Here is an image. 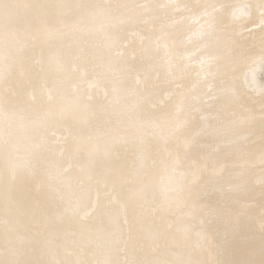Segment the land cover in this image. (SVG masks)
Here are the masks:
<instances>
[{"label": "bare ground", "instance_id": "1", "mask_svg": "<svg viewBox=\"0 0 264 264\" xmlns=\"http://www.w3.org/2000/svg\"><path fill=\"white\" fill-rule=\"evenodd\" d=\"M6 2L20 6L12 10L17 34L6 49L0 18V53L10 51L22 63L0 79V109L10 116L0 114V136L8 133L14 146L8 155L0 151V250L6 222L15 220L27 257L45 262L85 254L103 260L117 226L125 232L131 226L170 259L258 261L264 242L262 73L257 64L255 83H245L236 69L228 80L235 79L237 94L210 97L206 83L215 87L225 77L209 75L195 34L208 31L211 17L223 16L243 50L259 60L260 12L233 22L231 11L260 0ZM81 4L110 5L111 14L93 17ZM169 154L179 155L191 189L179 201L173 198L179 177L163 163ZM26 161L50 173L52 183L73 187L130 173L131 187L144 195L133 212L119 188L106 196L101 184L96 213L57 218L46 204V182H18L7 190L5 168ZM10 195L18 218L8 209Z\"/></svg>", "mask_w": 264, "mask_h": 264}, {"label": "snow or ice", "instance_id": "2", "mask_svg": "<svg viewBox=\"0 0 264 264\" xmlns=\"http://www.w3.org/2000/svg\"><path fill=\"white\" fill-rule=\"evenodd\" d=\"M19 5L7 3L6 0H0V18L3 20V33L5 48L8 49V37L16 35L17 29L12 23L13 9L19 8ZM30 7H45L42 5H33ZM70 7V6H68ZM80 9L89 12L93 17H107L111 14L110 5L102 4H81L77 5ZM117 7H125L117 6ZM139 7L146 8V5ZM177 10L180 6L177 5ZM187 8V5L184 6ZM215 10V5L211 6ZM221 9H231V5L221 4ZM256 9L260 12V25L264 28V0H260L258 5L244 4L238 6L231 11L233 22L245 21L251 19L252 10ZM207 14V13H206ZM208 31L197 32L195 35L201 44L200 52L204 59L202 64H207L209 75L216 79L217 76L223 73L225 79L218 85L206 83L210 97L223 98L227 96H234L237 94L235 79L228 80V74L238 69L243 81L248 83L251 81L255 83L256 65L259 64L261 70L259 94L261 103L264 105V49H262L259 60H257L250 52L244 51L234 38V29L229 25L228 21L223 16H213L208 22ZM113 44L118 43V40L109 38ZM191 39V37H190ZM167 48V45H165ZM121 55V53H118ZM22 63V57L17 58L11 55L10 51L0 53V79H6L13 68ZM212 69H216L215 72ZM150 97L144 95L142 100L147 103ZM264 113V107H262ZM0 114L5 116V119H10L8 113L0 109ZM55 135V133H53ZM13 144L10 140V135L5 133L0 136V151L6 155L10 154L13 149ZM168 161L163 163L166 169L170 170L174 176L179 178L176 180V187L173 191L176 196L173 197L179 201L180 196H191V189L188 187L186 173L179 171L181 160L177 154L172 157L171 154ZM155 164V161H153ZM7 180V190L11 193L18 182L27 183L33 179H39L47 183L46 204L52 210L57 218H62L64 215L71 213L72 215H81L84 218L89 217L97 212L100 207V185H103L106 196H111L119 188V195L122 199L128 201L135 212V202L141 199L144 195L143 190L136 191L131 187V174L125 175L120 173L117 176H103L96 180L94 186L88 188L79 185L73 187L70 182L61 181L59 184L52 183V176L50 173L37 171L33 168L30 161H26L22 166L6 167L4 173ZM43 187V183H42ZM9 211L14 217L18 218V210L16 201L13 196H9L7 201ZM127 212V209H126ZM125 224H129L127 215L125 216ZM5 244L0 250V264H193L192 261L176 258L170 259L167 254L163 252L160 246L155 241H149L142 233L133 232L131 226L125 229L117 226L112 233L111 253L103 260L89 259L87 254L83 258L76 260H59L56 262L43 260H36L27 257L24 247L17 241L16 221H8L5 225ZM262 231H264V224H262ZM95 255L93 250L91 253ZM254 254V253H253ZM261 258L257 261L249 259L244 261H226L215 259L212 261H204L203 264H264V242L261 245ZM123 257V258H122Z\"/></svg>", "mask_w": 264, "mask_h": 264}]
</instances>
